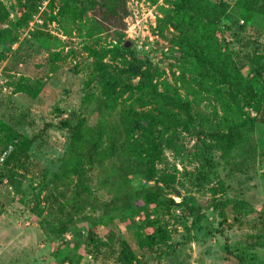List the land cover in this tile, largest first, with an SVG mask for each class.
<instances>
[{
    "label": "rangeland",
    "instance_id": "obj_1",
    "mask_svg": "<svg viewBox=\"0 0 264 264\" xmlns=\"http://www.w3.org/2000/svg\"><path fill=\"white\" fill-rule=\"evenodd\" d=\"M1 1L10 14L5 22L0 19V27H11L23 6L19 0ZM98 1L82 23L50 19L47 1L40 10L44 18L36 14L28 25L13 29L14 42H0V117L12 130L35 137L25 167L8 170L0 160V264H64L68 252L74 259L81 256L75 264H124L119 258L122 241L134 248L135 264H264V123L241 125L256 113L253 107L225 83L213 86L206 68L194 57H182L170 41L177 30L169 22L163 33L159 31L158 22L165 15L168 18L174 0ZM227 1V11L218 22L222 30L216 35L230 55L232 70H252L264 87V0L251 9ZM78 2L89 4V0ZM93 16L105 23L106 30L89 36L86 30ZM226 23H232L231 30L222 28ZM124 43L145 66L152 64L160 91L181 96L192 108V121L171 106L176 122L164 116L165 121L153 127L162 154L156 163L157 180L137 174L127 183L115 164L126 139L124 110L160 118L162 99L135 89L127 91L113 109L97 103L100 86L86 45L100 49ZM52 53L58 54L57 59ZM128 58L133 59L131 53ZM106 61L111 62L109 56ZM113 64L122 65L121 59ZM123 78L134 85L139 82V77ZM19 81L30 83L36 96L16 91ZM101 122L107 128L103 147L114 140L117 153L92 165L83 157L82 181L90 189L83 191L77 176L62 174V163L73 127L81 123L98 128ZM230 129L249 135L253 158L246 164L241 163L242 155L228 153L211 136ZM5 147L3 132L0 159L13 149ZM148 186L159 187L164 198L183 201L198 215H182L178 205L159 208L157 217L170 237L153 248H140L135 234L139 225L130 211H106V204L123 194L134 199L136 191ZM76 191L81 196L75 202L82 211L75 213L66 206L60 213V205L74 198ZM138 203L140 208V204L148 206ZM64 221L76 229L96 227L98 238L109 245L96 250L84 244L74 250V228L64 236L68 241L61 239L59 227Z\"/></svg>",
    "mask_w": 264,
    "mask_h": 264
},
{
    "label": "trees",
    "instance_id": "obj_2",
    "mask_svg": "<svg viewBox=\"0 0 264 264\" xmlns=\"http://www.w3.org/2000/svg\"><path fill=\"white\" fill-rule=\"evenodd\" d=\"M50 8V19L56 20L63 18L69 23L83 22L84 17L99 3L98 0H89V4L85 6L79 5V0H19L22 5V13L20 18L11 23V27H0V42L10 40L15 41L13 29L28 25L36 14L44 15L40 12L42 5L47 2ZM261 0H235L236 7L251 9L256 7ZM227 0L213 2L212 0H174L173 10L168 14V18L160 19L158 28L163 33L167 22H169L177 33L170 38V41L176 45L183 58L194 57L209 74V78L217 86L219 83H225L230 91L234 94L241 95L247 103L253 107L255 114H249L243 120L241 125L254 127L257 123H264V87L260 83L259 76L251 72H243L241 69H233L230 64V55L227 53L219 40L218 32L222 29L218 27L219 19L227 11ZM57 8L56 13L54 9ZM9 10L5 3L0 0V19L5 22L9 17ZM94 15V14H93ZM95 16V15H94ZM90 19L86 33L89 36L100 34L106 30L105 23L97 20L96 17ZM243 20V22H242ZM241 20V25L245 20ZM238 21L235 22L237 24ZM232 23H226L222 28L231 30ZM14 32V33H13ZM37 35V34H35ZM41 39V38H40ZM89 55L94 58L93 67L98 77V85L100 86V96L97 103L101 107L113 109L119 99L127 92L137 90L138 92L148 91L154 98L162 99L164 102L160 107V113L163 115L156 118L146 112H138L135 109H127L123 112V122L125 125L126 139L121 146L120 161L115 164L119 170V177L125 182H131L132 178L137 174H142L146 180H157L156 163L162 158L161 152L157 151L158 144L154 139L153 127L155 123H163L164 116H171L176 122V113L171 106L183 110L187 116V121H192V108L190 102L181 96L177 98L159 90L158 84L154 82L152 64L144 65L132 53L127 44L113 45L111 47L95 48L92 45H86ZM132 54L133 59L128 58ZM54 59L58 54L52 53ZM109 56L111 62L106 61ZM120 58L122 65H114L113 61ZM139 77V82L134 85L131 80L125 81L123 77ZM16 91L26 92L36 96L37 90L28 82L19 81L15 87ZM89 96V95H88ZM87 96V97H88ZM177 117V116H176ZM98 128L85 126L77 123L71 133V141L67 148V155L62 163V174L65 177L77 176L81 190H90L82 181L86 176L85 170H82L83 157L85 163L94 164L96 160L102 157H112L117 153V146L114 140L110 144L103 147V141L106 135V124L101 122ZM49 126V125H47ZM5 133V144L13 149L6 154L4 158V168L11 170L13 168L25 167L30 158V150L35 141V137H26L18 131H14L0 117V133ZM211 136L230 153L237 152L241 156V163L246 164L253 156L249 153L251 145L249 135L239 131L238 129H230L228 132L212 133ZM241 153V154H240ZM175 177V175H169ZM157 182V181H156ZM84 184V185H82ZM134 199L129 195H121V197L113 198L106 204V211H117L127 208L133 221L139 225L136 231L138 237V246L140 248H153L157 244L165 242L170 237V231L166 226L160 224L156 212L159 208L169 209L171 205L181 207L182 215L191 216L198 215V212L184 205L183 201L177 202L173 198H164L159 187H143L136 191ZM81 195L76 191L74 198L65 201L60 205V213H64L66 206H71L73 212L82 211V205L76 204L75 200ZM139 200L148 206L139 207ZM70 211V212H72ZM85 219L90 217H84ZM201 219L200 216L197 218ZM100 221L103 218L98 219ZM74 228L73 237L77 239L74 250H78L84 244H91L96 250L101 247H107L109 243L98 238L96 227H83L84 229H76L69 225L67 221L61 222L59 231L61 239L68 241L65 234ZM66 244V243H65ZM68 244V243H67ZM121 250L119 258L124 264H135L137 254L127 241L121 242ZM69 247V246H68ZM66 246V248L68 249ZM81 256L74 259L68 252L63 259L64 264H75L80 262ZM76 261V262H75Z\"/></svg>",
    "mask_w": 264,
    "mask_h": 264
},
{
    "label": "built area",
    "instance_id": "obj_3",
    "mask_svg": "<svg viewBox=\"0 0 264 264\" xmlns=\"http://www.w3.org/2000/svg\"><path fill=\"white\" fill-rule=\"evenodd\" d=\"M42 10V9H41ZM40 16V15H39ZM40 20V22L42 21V18L41 19H39ZM242 22H243V20H242ZM31 26H34L33 25V22H31ZM5 156H6V153L1 157V161H4V158H5Z\"/></svg>",
    "mask_w": 264,
    "mask_h": 264
},
{
    "label": "water",
    "instance_id": "obj_4",
    "mask_svg": "<svg viewBox=\"0 0 264 264\" xmlns=\"http://www.w3.org/2000/svg\"><path fill=\"white\" fill-rule=\"evenodd\" d=\"M127 45H128V43H127ZM175 191H176L177 195H179V194H180V192H179L178 190H175Z\"/></svg>",
    "mask_w": 264,
    "mask_h": 264
}]
</instances>
